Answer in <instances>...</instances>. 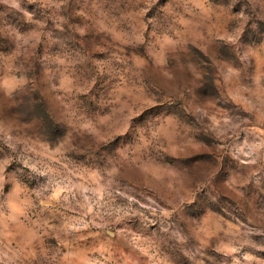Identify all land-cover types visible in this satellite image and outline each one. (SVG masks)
<instances>
[{"label": "rangeland", "instance_id": "1", "mask_svg": "<svg viewBox=\"0 0 264 264\" xmlns=\"http://www.w3.org/2000/svg\"><path fill=\"white\" fill-rule=\"evenodd\" d=\"M0 264H264V0H0Z\"/></svg>", "mask_w": 264, "mask_h": 264}]
</instances>
